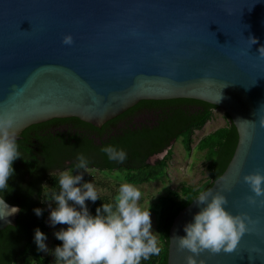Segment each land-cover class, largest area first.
Returning <instances> with one entry per match:
<instances>
[{"label": "water", "instance_id": "obj_1", "mask_svg": "<svg viewBox=\"0 0 264 264\" xmlns=\"http://www.w3.org/2000/svg\"><path fill=\"white\" fill-rule=\"evenodd\" d=\"M68 34L71 45L63 43ZM261 46L264 0H0V115H13L20 141L29 127L54 119L102 128L144 100L218 107L239 142L211 188L252 224L233 251L205 250L197 259L264 264V197L250 205L255 194L243 180L264 172ZM201 207L194 200L174 219L168 264H187L191 253L175 236L186 235ZM21 210L0 198V232L17 225Z\"/></svg>", "mask_w": 264, "mask_h": 264}, {"label": "trees", "instance_id": "obj_2", "mask_svg": "<svg viewBox=\"0 0 264 264\" xmlns=\"http://www.w3.org/2000/svg\"><path fill=\"white\" fill-rule=\"evenodd\" d=\"M142 107L162 110L158 114L160 119H157L159 127L152 130L148 124L147 128H140L141 123L135 121L134 114ZM217 109L212 104L195 99L144 100L102 128L78 118H68L54 119L26 129L22 133L23 138L17 141L21 157L13 162L15 174L9 178V189L0 194V198L22 209L17 225L0 232V264H55L52 250L62 242L56 239L54 233L67 225L53 227L48 224L50 212L46 207L50 202H42L43 192L58 186L56 170L73 167L77 162V153H84L88 158V170L110 174L119 171L125 175V182L136 186L156 182L166 175L168 161L173 155V143L187 136L190 151L194 132L201 130ZM224 116L227 125L205 135L197 144V149L205 152L209 174L207 182L198 189L183 185L180 191L170 190L154 203L152 208L157 217L156 231L159 232L161 251L159 255L142 261V264H168L169 234L174 219L200 192L211 188L231 162L239 134L229 116ZM54 125H63L64 129L56 131ZM107 144L123 147L127 159L123 163L110 161L101 151ZM168 149L164 159L155 164L149 162L151 157ZM74 171L84 172L83 169ZM83 179L92 181L91 177ZM116 194L110 198L99 193L101 198L97 201H86L91 213L95 215V209L104 202H110ZM51 206L55 207L54 203ZM36 207L43 209L41 216L34 213ZM37 227L47 235V240L53 239L48 256L38 250L34 241Z\"/></svg>", "mask_w": 264, "mask_h": 264}, {"label": "clouds", "instance_id": "obj_3", "mask_svg": "<svg viewBox=\"0 0 264 264\" xmlns=\"http://www.w3.org/2000/svg\"><path fill=\"white\" fill-rule=\"evenodd\" d=\"M249 40L257 43L255 37ZM63 43L71 45L72 35H65ZM261 48L264 46L259 52ZM14 123L13 115H0V194L9 189V178L15 174L13 162L21 157ZM260 124L264 127V119ZM101 151L110 161L123 163L127 159L126 150L114 144L103 146ZM76 160L73 167L59 172L58 186L43 192L42 202L55 205L49 216L51 226L67 225L54 233L62 242L52 250L55 264H142L159 255V232L153 229L150 207L140 204V189L133 183H121L116 196L98 206L93 215L86 201L100 199L99 190L93 181H84L83 172L73 174L74 169L88 171L90 162L86 155L77 153ZM243 180L255 194L247 197L248 203L257 204L256 197H264V172L245 174ZM193 200L202 207L184 225L186 235L175 236L179 249L191 253L187 264H204L197 257L205 250L218 253L236 249L242 236L250 231L252 220L248 214L234 215L226 207L228 200L223 192L213 193L212 188ZM33 211L37 216L43 214L40 207ZM46 240L47 235L37 227L34 241L38 250L49 251Z\"/></svg>", "mask_w": 264, "mask_h": 264}, {"label": "rangeland", "instance_id": "obj_4", "mask_svg": "<svg viewBox=\"0 0 264 264\" xmlns=\"http://www.w3.org/2000/svg\"><path fill=\"white\" fill-rule=\"evenodd\" d=\"M224 115L221 110H216L213 118L201 130L194 132L190 151L186 141L187 136H183L177 142L173 143V155L168 161L166 175L156 182L137 186L142 193L140 200L141 206L150 207L153 229L155 231L157 217L152 207L154 203L158 202L160 197L165 196L170 190L180 191L183 185L198 189L209 179L205 152H200L197 149V144L205 135L227 125V120ZM78 173L76 171L73 172V174ZM56 174L59 175V173ZM86 177H91V180L96 184L101 195L110 198L113 194L118 193L119 185L125 182L123 180L125 175L119 171L110 174L109 172L88 170L87 172H83V178ZM46 208L50 212L52 206L50 207L47 204ZM48 224L51 225L49 218ZM52 242V238L46 241L49 251H44V255L48 256L50 254Z\"/></svg>", "mask_w": 264, "mask_h": 264}, {"label": "flooded vegetation", "instance_id": "obj_5", "mask_svg": "<svg viewBox=\"0 0 264 264\" xmlns=\"http://www.w3.org/2000/svg\"><path fill=\"white\" fill-rule=\"evenodd\" d=\"M161 112H162V110H156V109L151 108V107H142L141 109H139L136 112V114H134L135 121L141 123L140 128H144V127L147 128V126H149L148 124H150V128L152 130H154V128L160 126L159 125L160 121H158L157 119H160L158 114ZM53 129H55L56 131H60L61 129H64V126L63 125H54ZM165 152H163L162 154H159L157 156L151 157L149 162L151 164H155L158 160L164 159L165 156L167 155V154H165ZM163 155H164V158H162ZM56 171H58L57 173H59L61 170L57 169Z\"/></svg>", "mask_w": 264, "mask_h": 264}]
</instances>
